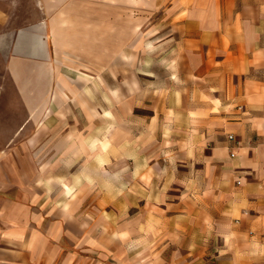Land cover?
<instances>
[{
    "label": "crops",
    "instance_id": "obj_1",
    "mask_svg": "<svg viewBox=\"0 0 264 264\" xmlns=\"http://www.w3.org/2000/svg\"><path fill=\"white\" fill-rule=\"evenodd\" d=\"M167 1L177 94L110 179V44H140L142 0H33L14 27L0 0V264H264V0Z\"/></svg>",
    "mask_w": 264,
    "mask_h": 264
},
{
    "label": "rangeland",
    "instance_id": "obj_2",
    "mask_svg": "<svg viewBox=\"0 0 264 264\" xmlns=\"http://www.w3.org/2000/svg\"><path fill=\"white\" fill-rule=\"evenodd\" d=\"M170 1L158 0L157 8L152 10L155 0H142V26H141V39L138 43V37L136 36V42L128 44H121L111 42V51L120 50L121 46H124V50L128 53L129 57L126 59L111 58L110 59V107H109V130H110V179H116L123 177V172L131 174L133 171L127 169L125 171L117 170V163H121V154H118L117 148L121 149L123 141L127 148L131 146V153H127L126 162H133V146L135 141L134 134L141 129L144 134V122L149 120L153 115L158 117L160 125L165 126V110L167 105L172 104L173 94L177 92H169L166 90V68L170 64V60L166 58L167 48L164 42L167 35L176 33L171 25V14L168 12V5ZM33 0H25V10L19 11H5L3 12V26L4 22H8L13 27L23 22L28 23L38 18L39 12L34 8ZM7 19V20H5ZM122 49V50H123ZM177 46L170 48V52H176ZM134 51L140 52L141 61L143 66L142 86L133 89L134 76L128 75V71L132 72L135 66ZM172 54V53H170ZM136 65H138L136 60ZM171 66V65H170ZM98 65L93 69V72H97ZM174 67L176 70V61H174ZM172 68V67H171ZM125 74H124V71ZM118 71L123 72L119 74ZM153 72L152 77L154 80H150L149 73ZM124 79V80H122ZM100 81V80H99ZM125 81L127 84L124 90H118V82ZM99 93L94 91V97L97 101H101ZM105 94V93H104ZM175 103V102H174ZM142 122V124H140ZM120 135V141L113 139L115 136ZM120 144V147L118 145ZM164 143L163 138H156L155 136H145L142 138V146H146V149L157 150ZM167 156L162 155L157 157L159 161H166ZM147 161L144 159L142 161ZM144 161V162H145ZM127 168V167H126ZM129 189H132L130 187Z\"/></svg>",
    "mask_w": 264,
    "mask_h": 264
},
{
    "label": "built area",
    "instance_id": "obj_3",
    "mask_svg": "<svg viewBox=\"0 0 264 264\" xmlns=\"http://www.w3.org/2000/svg\"><path fill=\"white\" fill-rule=\"evenodd\" d=\"M229 139L230 140H233L234 139V136L232 134H229ZM232 155H234V153H232Z\"/></svg>",
    "mask_w": 264,
    "mask_h": 264
}]
</instances>
